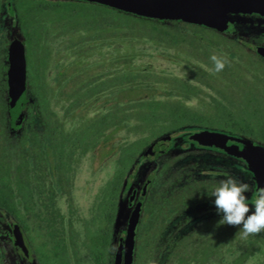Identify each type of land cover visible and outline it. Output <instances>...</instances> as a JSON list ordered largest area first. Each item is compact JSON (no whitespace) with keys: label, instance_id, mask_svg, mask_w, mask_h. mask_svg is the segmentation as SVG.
<instances>
[{"label":"trees","instance_id":"obj_1","mask_svg":"<svg viewBox=\"0 0 264 264\" xmlns=\"http://www.w3.org/2000/svg\"><path fill=\"white\" fill-rule=\"evenodd\" d=\"M7 11L12 16V29L16 28V18H21L27 35L26 102L19 121L12 125L8 99L0 95V203L14 222L22 207L28 217L38 204V208L53 209L52 179L57 176L61 183L63 176L73 173L80 157L98 143L108 146L104 153L116 155V172L97 195L92 215L82 221L89 264H107L113 258L109 245L117 211L115 196L123 192L124 173L143 157L138 153L149 141L178 128L200 126L253 138L264 146L254 134L264 113L241 109L254 101L261 64L236 40L197 24L150 19L89 1L8 0ZM181 25L189 31H183ZM143 39L171 49L181 73L131 69L128 55L110 62L85 59L107 43ZM55 41L62 49L56 59L67 52H73L75 58L63 65L56 82L50 84L46 71ZM214 53L228 61L218 73L206 70L213 67L210 56ZM118 63L117 69H109ZM6 67V62H1L2 71ZM2 74L0 89H5L6 75ZM128 88L153 89L162 96L120 99L90 114L106 94ZM192 98L196 103L189 102ZM74 116L75 126L69 127L67 123ZM119 133L115 146L113 139ZM176 159L156 165L139 217L132 264H205L220 249H229L233 240L240 239L236 235L239 227H219L221 216L201 219L188 231L177 233L193 215L185 216L176 222L171 234L163 236L176 216L210 196L221 181L214 176L182 181L186 170L174 168ZM163 174H168L165 186L153 190ZM251 257L264 264V232L248 237L246 249L230 263L242 264Z\"/></svg>","mask_w":264,"mask_h":264},{"label":"rangeland","instance_id":"obj_2","mask_svg":"<svg viewBox=\"0 0 264 264\" xmlns=\"http://www.w3.org/2000/svg\"><path fill=\"white\" fill-rule=\"evenodd\" d=\"M3 3L6 0H2ZM57 1V0H49ZM5 6L1 8L2 16L0 19V52L6 50V35L8 33V26L4 21L6 17ZM183 31H189V27L185 25L180 26ZM216 31L215 29H213ZM232 28L229 27L228 32H232ZM25 38V36L23 35ZM25 45V43H24ZM53 57L46 71L47 81L50 84H54L57 77L62 71L63 65L71 63L75 58L73 52L64 53L60 55V58L56 59L57 54L62 52L61 44L58 41L53 43ZM120 55L131 56L130 67L131 69L147 68L154 71H159L164 74H180L181 70L179 64L175 61L172 56V50L164 48L162 46L156 45L150 40L143 39L128 40V41H115L107 43L106 45L100 47L99 49H94L90 54H88L85 59L92 63L101 62L104 59L106 62H110L112 58H117ZM118 64H114L113 67L109 69L119 67ZM0 95L6 99V93L4 88L0 89ZM147 95L151 97L162 96L158 94L153 89L145 88H128L122 93L120 91L115 92L113 95L106 94L102 97L101 101L97 106L90 111V114L106 109L110 102H117L120 99H127L137 96ZM104 101V102H102ZM190 103H196V99L192 98ZM103 103V104H102ZM58 114H61L59 105L54 106ZM243 107L241 106V109ZM18 121V119H17ZM77 118L74 116L67 123L69 127H74ZM9 123V122H8ZM203 127H185L172 130L170 132L163 133L162 135L156 137L155 139L148 142V144L143 147L139 154V157L147 152L148 146L156 139L161 136L169 135L172 139V145L169 150L160 152L154 157H142L137 159L136 165L127 169L122 178V184L125 186L123 192L115 196L117 211L114 218V225L111 228V238L110 245L112 248V253L114 255L118 236L121 232H124L127 225V220L132 206L128 205L127 196L134 189H140L145 177L152 168H156L157 164H161L163 160L170 158H177L174 168L181 170L185 168L186 172L183 173L182 181L192 178H202L214 176L218 179H224L231 175L238 180L247 182L250 187L254 190L255 180L252 177L251 172L245 163L229 155L223 154L214 148H200L194 142L190 136V131H200ZM214 130L223 131L217 128ZM40 131V127H38ZM225 132V131H224ZM228 133V132H227ZM119 133L113 139V144L116 146L119 143ZM14 138V134H13ZM108 146L103 147L102 143L95 146L91 152L80 157V159L74 163V170L70 178V190L68 193L59 197L58 205L63 212L72 211L71 220L72 228L78 232L82 230V221L88 219L92 215V206L96 202L97 195L101 192L106 181L114 175L116 172V155H111L104 158L103 155L98 157L99 153L104 154L105 149ZM15 162V161H14ZM14 164V163H13ZM136 168L134 175H131V171ZM157 170V169H156ZM168 180V174L161 175L154 183L153 190H160L165 186L163 181ZM154 181V180H153ZM245 196L249 200L250 212L246 215H250L254 211V205L251 204L252 191L246 192ZM215 197L208 196L203 201H200L186 209L184 213L176 216L167 229L164 231L163 236L166 237L173 232V227L180 219L187 215H192L191 219L186 225H184L177 233H184L188 231L198 220L199 216H211L213 214H220L216 211L214 205ZM68 212V213H69ZM248 245L247 241H242L241 239L233 240L229 245V249L222 248L211 257L205 264H231L230 262L243 250L246 249ZM165 254L163 255L164 258ZM113 258L108 260L107 264H112ZM89 264V262L87 263ZM242 264H257L256 258L251 257L247 259Z\"/></svg>","mask_w":264,"mask_h":264},{"label":"water","instance_id":"obj_3","mask_svg":"<svg viewBox=\"0 0 264 264\" xmlns=\"http://www.w3.org/2000/svg\"><path fill=\"white\" fill-rule=\"evenodd\" d=\"M104 4L108 7L144 16L150 19H169L197 24L203 27L228 30L230 22L227 13H256L264 16V0H78ZM250 47L264 57V46L250 44ZM7 95L11 124H16L21 106L26 102V57L23 42L14 37L9 43L7 54ZM19 121V120H18ZM195 141L203 140L200 145L216 147L246 164L255 184L264 186V146L243 136L224 131L203 129L194 131ZM172 139L169 135L154 140L142 156L154 157L169 150ZM136 168L131 171L134 175ZM152 168L145 177L139 190L134 188L127 196L132 206L126 229L118 236L113 264H132L134 244L137 237L139 217L142 214L144 198L155 177ZM20 229L16 227L14 232Z\"/></svg>","mask_w":264,"mask_h":264},{"label":"flooded vegetation","instance_id":"obj_4","mask_svg":"<svg viewBox=\"0 0 264 264\" xmlns=\"http://www.w3.org/2000/svg\"><path fill=\"white\" fill-rule=\"evenodd\" d=\"M7 1L8 0L3 3V1L0 0V19L3 14L1 8L4 5L6 9V17H4V21L5 23H9L6 24L8 26V33L6 35V50L4 52H0V77H3L2 73H5L6 75L7 67L6 70L2 71L1 62H6L8 66V46L12 38H19L23 44L27 38V35L23 31L21 18H16V28L12 29V16L7 11ZM227 19L231 23L230 27L233 29L232 32L216 28L212 29H215L216 33L226 36L229 39L236 40L241 45L244 52L261 64L259 66L260 71L257 72L260 80L257 82L258 91L255 92L253 98L254 101L245 106L243 105L242 109L245 111L264 113V57L250 47V44L264 46V16L250 12H237L227 13ZM4 90L6 96L8 97L7 79L6 88ZM259 119L260 120L257 121L256 125L258 129L254 131V134L255 138L260 141H264V117L261 115ZM193 132L194 131H190L189 133L193 140L192 142H194L198 147L214 148L218 150L216 147H204L200 145L203 140L200 139L199 141H195L192 137ZM248 139L254 141L253 138ZM97 145H99V143ZM102 155L104 158L111 156L110 154L99 153L98 157ZM57 178L58 177L56 176L52 179V187L55 190L53 209L50 208L45 210L44 208H38V202L33 215L28 217L22 207L18 211L17 221L14 222L12 216L6 210L3 203H0V264L88 263V253L86 249L87 239L84 227L82 226L83 228L80 232L76 230L72 232L70 212H63L58 205L59 197H62L70 190L71 175L63 176L61 183H58ZM182 213H184V211ZM192 215H194V213H192ZM216 216H222V214L199 216L196 223H198L201 219L215 218ZM16 227L20 229L17 233L14 232ZM219 227L225 230L229 229L231 225L224 224L219 225ZM214 228L215 227L213 226V230Z\"/></svg>","mask_w":264,"mask_h":264},{"label":"clouds","instance_id":"obj_5","mask_svg":"<svg viewBox=\"0 0 264 264\" xmlns=\"http://www.w3.org/2000/svg\"><path fill=\"white\" fill-rule=\"evenodd\" d=\"M210 60L213 67L206 70L212 73L222 71L228 63L225 57L215 53L210 56ZM249 191H252L251 204L254 205V211L246 215L250 212V207L245 193ZM208 194L215 197L216 211L222 214L218 225L239 227L236 235H239L242 241L264 232V186L253 191L247 182L229 175Z\"/></svg>","mask_w":264,"mask_h":264}]
</instances>
